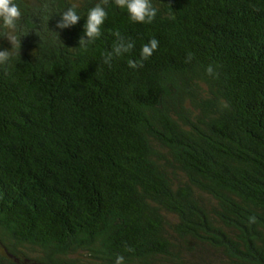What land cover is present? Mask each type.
<instances>
[{
  "label": "trees",
  "instance_id": "1",
  "mask_svg": "<svg viewBox=\"0 0 264 264\" xmlns=\"http://www.w3.org/2000/svg\"><path fill=\"white\" fill-rule=\"evenodd\" d=\"M98 2L17 0L0 264H264V0H152L151 24L107 0L103 35L80 48L84 18L59 30L55 15ZM116 31L135 48L109 68Z\"/></svg>",
  "mask_w": 264,
  "mask_h": 264
},
{
  "label": "clouds",
  "instance_id": "2",
  "mask_svg": "<svg viewBox=\"0 0 264 264\" xmlns=\"http://www.w3.org/2000/svg\"><path fill=\"white\" fill-rule=\"evenodd\" d=\"M112 2L116 7L126 12L129 22L133 24H151L157 16V9L153 6L152 0H112ZM106 3L107 0H99L87 10L83 17L77 11L78 5L73 4L60 12L59 15H55L58 16L56 28L59 30L70 28L84 18L78 44L80 48L86 49L103 35L102 28L108 18V11L104 7ZM22 14L17 0H0V33L12 45L10 49L0 50V65L7 64L13 59L11 49L20 47L23 36L19 35L17 28ZM113 36L115 39L111 49L101 55L102 63L109 68H111L114 59L129 54L135 48V42L121 35L119 31L114 32ZM158 46L159 41L155 37L150 38L141 45L139 59H129L128 66L132 69L141 67L143 61L148 60L158 50ZM192 59L193 54L188 53L185 62L190 63ZM207 73L209 75L213 73L212 66L207 68ZM115 264H124V257L117 256Z\"/></svg>",
  "mask_w": 264,
  "mask_h": 264
}]
</instances>
